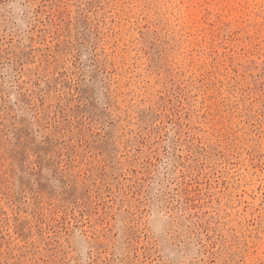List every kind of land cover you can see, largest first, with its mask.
Masks as SVG:
<instances>
[{"label": "rangeland", "instance_id": "rangeland-1", "mask_svg": "<svg viewBox=\"0 0 264 264\" xmlns=\"http://www.w3.org/2000/svg\"><path fill=\"white\" fill-rule=\"evenodd\" d=\"M0 264H264V0H0Z\"/></svg>", "mask_w": 264, "mask_h": 264}]
</instances>
